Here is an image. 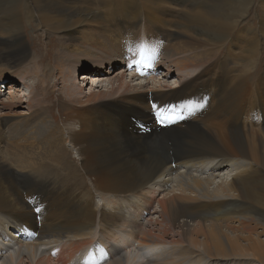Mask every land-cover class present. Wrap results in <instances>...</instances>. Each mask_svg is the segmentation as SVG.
Listing matches in <instances>:
<instances>
[{"label":"bare ground","instance_id":"1","mask_svg":"<svg viewBox=\"0 0 264 264\" xmlns=\"http://www.w3.org/2000/svg\"><path fill=\"white\" fill-rule=\"evenodd\" d=\"M20 1L29 0H0V84L42 67L41 57L26 49L17 12ZM55 1L59 17L48 19L42 31L48 38L43 60H52V66H46L56 76L62 70L67 75L63 68L70 65L76 71L99 69L104 76L113 75L103 91H94L96 83L83 98L67 93L71 113L103 101L115 108L112 114L95 113L87 121L82 116L73 119L79 128L71 130L68 139L81 160L77 166L64 148L62 129L44 115L48 107H41L55 82L48 87L39 79L40 92L22 94L24 100L15 95L19 89L13 81L5 86L6 93L0 92V264H52L50 252L58 256L65 247L68 258L60 263L58 256L53 264H264V132L257 123L251 126L258 131L249 130L243 118L249 112L264 124V70L259 77V72L249 76L245 69L229 80L191 82L220 60V51L233 43L257 0H172L182 7L177 22L158 17L162 0H101L105 9L100 13L91 5L93 0L77 1L78 6ZM46 2L34 11L51 4ZM70 5L83 13L80 19ZM223 8L235 12L222 14ZM260 12L255 17L260 39L250 28L246 35L249 47L264 50V10ZM33 13L28 19L37 20ZM90 17L102 26L88 30ZM140 48L146 56L141 64L156 68L145 66L149 76L143 79H156L160 69L166 79L173 73H187L186 77H177L179 84L172 88L155 82L148 88L147 81L132 84L133 77L127 82L124 74L142 54ZM205 94L211 105L199 103L195 110L182 112L185 104L180 102L189 106L190 99ZM23 103L26 112L16 113ZM133 113L142 120V134L135 122L121 117ZM197 114L200 119L188 120ZM211 114H219L218 126L208 124ZM170 117L173 127L167 130L151 126ZM9 124L13 129H6ZM163 137L170 139L172 148ZM231 166V176L215 189L210 188L211 180L200 177ZM54 172L63 182L58 189L64 191L43 199L30 189L32 183L47 189L42 180ZM83 175L92 178L99 195H114L113 212L91 207V193L78 185ZM26 182L30 190L23 196L20 187ZM38 197L42 213L35 215L32 208L38 206ZM153 201L157 218L144 226L141 213ZM20 223L27 226L24 234L31 233L28 244L8 233V226L17 229Z\"/></svg>","mask_w":264,"mask_h":264},{"label":"rangeland","instance_id":"2","mask_svg":"<svg viewBox=\"0 0 264 264\" xmlns=\"http://www.w3.org/2000/svg\"><path fill=\"white\" fill-rule=\"evenodd\" d=\"M43 1L44 0H42V2ZM46 1L48 2V3L46 2L47 4H50V3L51 4L48 5L47 7H44L42 10H39V11H37V10L34 11V8H36V6H42L43 4H42L41 1H38L36 3L32 2L30 0L26 1V2L20 1V3H21L19 5L20 8L17 9V12L19 13V11H20V14H21V19H22L21 23L22 24L19 23V25L20 24L22 25V26L20 25L21 26L20 29H22L21 32L23 33V38H24V41H25V44H26V49H27V51H29V53H32V54L35 53V54H38V56L41 57V61L42 62L39 63V64L42 67H40L39 69L37 68V70L33 69L29 73L28 77L25 76L24 78H21V79L19 78L16 81H15L14 78H12L10 80H8V79L7 80H3L2 81L3 84H0V92H1V94H4L3 93L4 91L6 93L7 91H6L5 88L9 86V82L10 81H13L12 83L15 84L17 89H19V92H15V95L17 97H21L20 98L21 100H24L23 99L24 97L22 98V94H27L29 91H31V93L32 92H36V93L40 92L41 89H40V80L39 79L43 78V80L46 81L45 82L47 84L46 86H48V87L49 86L51 87V85L55 82V87L53 86L50 89V91H47L50 99L48 100V95H47L46 96L47 104L44 103V104H42L41 107H43V108H46V106L48 107L47 111H44L45 112L44 115L48 116V118L50 116V119L53 122V124H55L56 126H59L62 129V134H63L62 137L64 138L63 139L64 148L68 152L69 157L73 161V164L79 166L80 163H81V160H80V158L78 156V153L76 152V149L71 145V143L69 142V139H68L70 131L71 130L77 131L78 128H79V123H75L73 121L77 120L76 119L77 116L79 118L83 117V119H86V121H87L88 118H90L93 114L99 113V112L100 113H104L105 112L107 114H112V112H113V110L115 108L114 107L115 105L110 106L108 101L107 102L103 101V103H101V102L100 103L96 102V103H93V104L91 103L89 105L90 107L87 106L88 108L87 107L86 108L85 107H83V108H81V107L74 108L76 110L78 109L79 111L78 112L76 111V113L72 114L71 113V109L73 108V105H71L70 103H68L66 101L67 99L65 98V95L67 93L68 94L75 93V95H77L78 97L83 98L90 91V86L94 87L96 83L98 84V89L96 88L94 91L95 92L103 91L107 87L108 81H110L112 79L113 75H111V76L105 75L104 76L101 72H99V69L96 70V73H92L91 70H88V69L80 71L79 68L76 71L75 68L70 65V67H64L63 68L65 71L68 72L67 75H65V72L62 70V74L61 75L58 74L56 76V72L55 71H51L50 68L48 66H46V65L52 66V60H51V58L43 60L44 55H45V48L43 46V43L45 41H48L47 40L48 38L46 39L45 34L42 31L44 30L43 28H47V25L49 26L48 23H50V22L48 21V19L50 20L51 17H55L56 18V16H57V18L59 17L58 13H57V10H56L57 9V7H56V3L57 2L55 0H54L55 2L53 0H46ZM66 1L69 2V3H74L76 6H78L79 4L76 3V2L77 1H81V0H66ZM84 1H87V0H84ZM67 2H64V3L68 4ZM90 2L92 3V0ZM259 3H260V0H257L256 3L249 10L250 11L249 18H246L245 22L244 23L242 22L239 25V27H238V29H237V31L235 33V37H234L233 43L231 45H228L227 49H223V50L220 51V56H221L220 60H218L217 63L214 66L210 67L206 72H203V73L201 72L196 78H194L191 81L192 84L194 82L199 83L201 78L202 79L205 78L207 80H211V79H215V78H218L220 80L221 79L229 80V78L233 77V75L234 76L235 75H239V76L242 75V73H243V71L245 69L249 70L248 71V75L249 76H251V75L253 76L256 72H259L256 75V77L260 76V74L264 70V50L260 49V48H256V47L255 48L249 47V36L246 35L247 29L250 28V30L252 32H256V34H258L257 38L260 39L259 38L260 34L257 32V31H260L259 23L255 19V17L260 15V13H261L260 10L261 11L264 10V5L262 3H260V6H259ZM158 4H159L160 7H162V10L160 11V13L158 15L159 18H162V19L165 18L166 20H172L174 22H177L176 16L178 15V12H180V10L182 8L181 5L179 6L177 4H173L172 0H162ZM91 5H94V9L97 10L99 13H100V11L104 12L105 6H104V4L102 3L101 0H93V3ZM4 7L7 8V4H5ZM70 7L72 9V5H70ZM163 7L166 8L165 10H169V11H167L168 13L165 12ZM13 8L14 7H12L11 9H13ZM65 8L68 9L67 7H65ZM71 9H69V10L72 11L75 14L76 19L77 18L80 19L79 16L83 15V13H81L79 11H76V9H74V8H73L74 10L73 9L71 10ZM52 10L54 12H56L57 14L53 13ZM30 12H34L33 14L35 16L37 15V20L33 19L34 17L30 18L31 20L28 19V17L30 16L29 15ZM234 12H235V10L231 11L230 8H223L222 11H221L222 14H230V15L234 14ZM47 14H48L49 18H47L48 17ZM50 14H51V16H50ZM42 15H44L43 16L44 19L41 17ZM39 17H40V19H39ZM41 19H43V20H41ZM45 19L47 21H45ZM52 20H53V18H52ZM90 20H92V22H91V24L87 25V29L88 30L89 29H94L99 24L92 17H90ZM27 21L28 22L30 21V22L28 23ZM36 22H37V24H35ZM38 22H41L43 25L42 24L40 25V23H38ZM99 26H102V25L99 24ZM39 27H41V28H39ZM262 27H264V26H262ZM39 29H41V30H39ZM104 29H106V28L103 27L100 31H102ZM76 35H79V34H76ZM141 35H140V38H141V42H142L143 36H141ZM52 37H55V35L53 34ZM243 49H244L245 52L243 51ZM139 50L141 51V48ZM19 52H21V51H19V50L15 51V53L17 55L20 54ZM141 53H142L141 55H140V52L138 53V55L136 57L137 61L135 63H133L130 68L126 69L124 77H125V80L127 82L130 81L131 77H133L134 78V83H132V84H139L141 82H146L147 81V83L149 82L148 88L154 86L155 84L156 85H167L169 88H172L173 86L176 87L179 84L178 81L176 80L177 77H180V76L181 77H186L187 73H184V74H181V75L173 73L166 79L164 77V74H161L163 70L160 69V71H157L160 75H158L159 77L157 76L156 79L153 80V78L151 79L150 77H148L147 79H143L144 78L143 75L144 76H149L145 72L146 71L145 70V66H147L148 68L150 66L149 69H151L153 71H156V68L151 63H149L148 65H146L145 62H144V64H141L144 60H146V56L143 55L144 54V50ZM233 57H236V58H233ZM106 69L108 70V68H106ZM35 70H36V72H35ZM114 70L116 71L117 68H115ZM216 70H219V71H216ZM135 72L137 73V76H133ZM199 72H195V74H197ZM229 72H232V74H230ZM138 73H139V75H138ZM64 76H67V79H65ZM56 77H57V79H56ZM69 82H70V86H69ZM154 82H155V84H154ZM3 86H4V88H2ZM206 96H207V94L190 99L189 101L192 104H190L189 106H187V104L185 102H180L182 104H185L183 106V108H181L183 110L182 112L186 114L187 112H190L193 109L195 110V105L199 104V103H203L204 105L209 106L211 97H206ZM214 99H212V100H214ZM21 105L24 106V107L22 109H17L18 111L16 110V113L24 114L26 112L25 111V103H23ZM210 105H211V103H210ZM141 108H139V109L141 110ZM94 109H95V111H93ZM80 112H81L82 115L80 114ZM165 113L170 116L169 109L165 110ZM70 115H72V116L70 117ZM246 115H248V118H245ZM217 116L219 117V114H211L210 115V120L211 121L208 122V124H211L212 126H218V124L221 121L218 119ZM69 117L70 118L73 117L72 120ZM121 117L126 118L130 124H131V121L135 122V126L137 127V129H139L138 130L139 134L143 133L142 120L140 119V117H138V115L136 113H133V116L131 114H128V115L121 114ZM197 118H199L198 114L194 115V116L191 115V116L188 117V120L196 121V120H198ZM225 118H227V117L224 115V119ZM243 118L245 119V122H247V124H245V126H247L249 128V130L255 131V129L257 127L254 126L255 128L254 127L252 128L251 124H253V123L255 125L258 124V128L260 129V132H261V134H263L262 132H264L263 131L264 130L263 129L264 128V124H261L260 120H257L256 117L253 118V115H251L249 112L245 113V116ZM73 119H75V120H73ZM168 119L169 120L165 121V122H157V123L153 122L151 124V126H155L159 130H167L170 127H173V123L171 121V117L168 118ZM177 119L179 121H181V122L183 121V120H180L179 118H177ZM218 120L220 122H218ZM228 121H229V119H228ZM9 125H11V126H6V129L7 130L13 129V127H12L13 125L12 124H9ZM223 127H225V126L223 125ZM258 128H257V131H258ZM10 135H12V133ZM163 139H164V141L166 140L165 143L167 144V147H171L172 148L171 143H170V139L164 138V137H163ZM179 158L183 159L182 157H178L177 159H179ZM179 160H177V161H179ZM232 171H233V167L231 166L229 168L227 167L226 169H223L220 172L213 173L211 176L209 175V173H203V174L200 173L201 174L200 177H202L204 179L211 180L210 181V183H211L210 188L211 189H215L218 184H220L223 180L227 179V177L231 176V173H233ZM54 175H55V172H54V174H50V177H48L47 180H45V179L42 180L43 182L46 183L47 189L45 187L36 188V186H34L33 183L31 184L32 186H31L30 189L34 188L36 190L37 195L39 197L43 198V199H47V198L50 199L52 197H55V195L59 192V190L64 191V189H58L63 184V182L61 181V179L58 176L55 177ZM167 177H165V178L168 179L169 177L168 178ZM49 181H51L52 185L48 184ZM78 183H79L78 185L81 188L80 190L86 191V189H87L91 193L90 194V196H91V207L94 210L96 209L97 212L102 210V211H105V213L113 212V210H114L113 209V202L115 200L114 195H112V194H107L105 196L99 195L97 193V191H98L97 187L94 185V183L92 181V178L87 177L85 175H83V176L78 178ZM30 189H29V187L27 185V182L23 183V185L21 184L20 190L23 191L22 192L23 196H25V191L26 190H30ZM83 191H81V192H83ZM46 193H47V195H46ZM37 201H38L39 204H37L38 206L32 208V213L35 214V215H40L39 213H42V211H41L42 208L39 207L40 206V202H41L40 198ZM155 202L156 201H153V203L151 204L149 209H147L148 211H145V212L141 213V216H140V221L141 222L140 223H142L144 226L147 225L146 223H147V221L149 219L152 218L151 220L154 221V219L157 218V215L152 214L155 211V208H157ZM125 204L126 203L124 202L123 205H125ZM37 223L39 224L40 221L39 222L37 221ZM20 224H22V223H20ZM24 226H26V225H24ZM7 229L9 230L8 233H11V234L13 233L12 236L15 235L16 237H19V239L21 240V241L20 240L19 241L21 243H23V244L30 243V238L31 237L28 238V236L23 233L24 231L21 228H17L16 229V228H14L12 226L11 227L8 226ZM174 233H175V236H174ZM174 233H172L171 235H168L169 236L168 239L169 238L171 239L173 236H174L173 237L174 239H177V235H178L177 230H174ZM2 239L4 241L6 240L5 238H2ZM14 239L17 240V238H14ZM170 239L167 240L166 242L170 241ZM261 239L264 240V237H261ZM63 248H64V246H63ZM60 249H62V247L58 248V251H61ZM63 250L64 251H61L60 254L58 255L59 257L51 254V252H50V256L49 257L52 259V261H51L52 264L57 259V257L59 259H61L60 263H62L64 260H66L68 258V255H69L70 251L67 249V247H65ZM66 264H70L69 261Z\"/></svg>","mask_w":264,"mask_h":264},{"label":"snow or ice","instance_id":"3","mask_svg":"<svg viewBox=\"0 0 264 264\" xmlns=\"http://www.w3.org/2000/svg\"><path fill=\"white\" fill-rule=\"evenodd\" d=\"M143 51V49H141V52Z\"/></svg>","mask_w":264,"mask_h":264}]
</instances>
